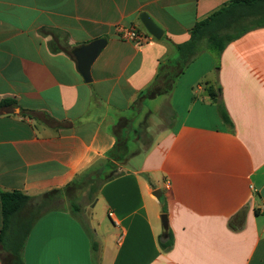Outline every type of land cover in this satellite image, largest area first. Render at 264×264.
Returning a JSON list of instances; mask_svg holds the SVG:
<instances>
[{"label":"crops","instance_id":"1","mask_svg":"<svg viewBox=\"0 0 264 264\" xmlns=\"http://www.w3.org/2000/svg\"><path fill=\"white\" fill-rule=\"evenodd\" d=\"M231 1L0 0V103L12 102L0 108V232L1 192L38 199L90 168L112 176L99 191L113 233L96 244L98 262L90 231L65 208L37 221L24 264H264V28L202 54L170 95L139 102L194 26ZM118 26L144 42L122 40ZM99 39L86 82L76 51ZM216 87L229 123L209 96ZM153 117L157 138L129 155ZM9 256L0 247V264Z\"/></svg>","mask_w":264,"mask_h":264},{"label":"trees","instance_id":"2","mask_svg":"<svg viewBox=\"0 0 264 264\" xmlns=\"http://www.w3.org/2000/svg\"><path fill=\"white\" fill-rule=\"evenodd\" d=\"M260 28H264V0H232L194 26L190 39L177 46L178 57L160 68L152 85L140 94L139 102L172 93L176 81L184 74L188 64L203 53L204 48L221 55L230 43L247 32ZM208 93L212 101L220 105L219 112L223 121L229 123L230 118L220 99L219 89L209 88ZM11 103L9 100H4L0 103V108L9 106ZM118 157L120 158V151L116 149L109 154L108 158ZM105 163L110 164L109 160ZM109 172L106 173L102 169L93 171L90 168L65 187L41 195L36 202L22 191L1 192L3 228L0 232V247L10 255L5 258L4 264H24V245L37 221L48 212L65 209L63 203L68 197L72 199L68 210L77 217L81 211L78 205L81 190L100 180L101 184L98 187L91 188L92 192L98 193L102 185L112 179ZM166 233V238L161 237V246L162 249L169 250L173 240L172 235L167 231ZM93 249L94 258L98 262L96 244Z\"/></svg>","mask_w":264,"mask_h":264},{"label":"rangeland","instance_id":"3","mask_svg":"<svg viewBox=\"0 0 264 264\" xmlns=\"http://www.w3.org/2000/svg\"><path fill=\"white\" fill-rule=\"evenodd\" d=\"M203 50L204 52L201 53L198 57H200L202 54L208 51L214 52L212 50H208L205 48ZM198 57L195 60H197ZM193 62L191 63L188 62L189 64L187 68L190 67V65L193 64ZM215 89H220V88L216 87ZM170 94L171 93H169V95ZM219 106L220 105L217 104L218 110H219ZM168 112H169L168 104L167 103L165 104V102H162L160 113L162 114V116H166ZM151 120L148 121V125L146 129H149L148 131H151L152 135L142 134L141 135L142 142H137L136 141L137 138L132 137V141L130 143L129 155L136 153L138 149L147 148L148 145L150 144V141H152L154 137L157 138V134L155 135V133L157 132L156 124L159 123V120L156 119L155 117L151 118ZM148 136H150L151 139L148 138ZM129 158H131V156ZM142 159H143V156L141 157V155L139 156V158H135V159L131 158L132 161L130 162V165L128 166V168L134 169L136 167H139L140 166L139 164L142 161ZM100 184H101V181L96 180L93 185L86 186L84 190H81V193L79 192L81 198H80V201L78 202V205L80 206L81 211L78 213L77 217L85 225L86 229L90 231L95 244H101L104 237L109 236L110 233H113V225L111 223V219L108 217L103 201L99 200V192L94 193L91 191L92 186L98 187ZM79 193L77 195H79ZM71 200L72 199L68 197L64 201L63 205L64 204L65 205L63 207L69 208ZM34 201L36 202L38 201V199H35ZM3 260L4 262H6L5 258H3Z\"/></svg>","mask_w":264,"mask_h":264},{"label":"water","instance_id":"4","mask_svg":"<svg viewBox=\"0 0 264 264\" xmlns=\"http://www.w3.org/2000/svg\"><path fill=\"white\" fill-rule=\"evenodd\" d=\"M141 21L145 26L147 32L157 40H161L163 36V31L159 28L155 22L147 15L142 14ZM105 40L99 39L91 44L84 46L76 51V56L78 58V65L79 70L86 82H91V68L92 65L95 63L99 55L101 54L102 50L105 47ZM154 196L160 199L162 196L161 190H156L154 192ZM167 215L162 216V224L165 229L168 227Z\"/></svg>","mask_w":264,"mask_h":264},{"label":"built area","instance_id":"5","mask_svg":"<svg viewBox=\"0 0 264 264\" xmlns=\"http://www.w3.org/2000/svg\"><path fill=\"white\" fill-rule=\"evenodd\" d=\"M117 32H118L119 37L124 41L140 44L144 42L145 40V37L133 28H126V27L118 26ZM109 215L110 217H113L112 213H110ZM115 226L121 227V224L118 221H116Z\"/></svg>","mask_w":264,"mask_h":264}]
</instances>
